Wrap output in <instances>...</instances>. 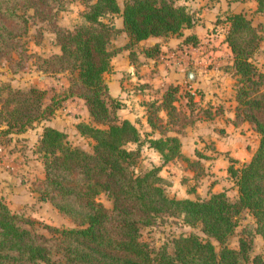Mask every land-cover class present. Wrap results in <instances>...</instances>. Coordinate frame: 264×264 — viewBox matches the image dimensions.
Here are the masks:
<instances>
[{"label":"trees","instance_id":"1","mask_svg":"<svg viewBox=\"0 0 264 264\" xmlns=\"http://www.w3.org/2000/svg\"><path fill=\"white\" fill-rule=\"evenodd\" d=\"M62 1L0 0V64L15 57L23 66L25 59L36 58L23 41L30 29L29 11L43 17V22H56L61 54L43 62L53 72L74 74L64 100L84 101L93 124L81 123L78 129L94 142L93 152L72 146L67 133L45 128L39 146L45 178L38 193L42 202L51 203L75 227L47 225L49 235L36 233L27 227L32 224L30 219L14 213L0 200V264H264L262 257H251L255 237L264 239V74L252 61L262 41L253 22L242 13L229 15L226 41L238 79L234 123L254 128L260 146L250 162L241 168L232 164L228 169L238 188L236 199L226 192L208 199H178L169 196L171 183L161 176L165 165L183 160L192 167H203L200 161L184 156L179 137L169 135L182 120L177 96L180 88L169 86L161 100L147 101L148 123L161 137L144 139L131 121L118 116L122 105L112 99L105 75L112 70L113 58L124 50L130 51L131 61L136 63L140 43L153 37L165 41L181 37L195 27L196 19L175 0H128L123 9L118 0H73L87 4L82 13L86 24L69 30L57 23V14L64 8L54 11L52 7ZM257 3L256 12L264 14V0ZM116 16L123 18V30L113 21ZM122 32L130 38L129 43L112 48L113 39ZM190 42L198 45L197 39ZM144 53L158 58L161 46L146 47ZM45 94L37 88L11 90L0 109V127L7 128L4 133H26L53 116L59 103L45 106ZM162 110L168 114L167 124L160 117ZM131 144L158 152L162 165L137 175L132 168L141 152L128 149ZM102 194L113 201L112 209L99 201ZM245 212L255 221L246 227L250 240L241 239L239 249H232L227 243ZM163 216L182 218L187 225L200 227L205 237L182 236L174 241V253L167 249L154 252L142 241L141 232Z\"/></svg>","mask_w":264,"mask_h":264},{"label":"rangeland","instance_id":"2","mask_svg":"<svg viewBox=\"0 0 264 264\" xmlns=\"http://www.w3.org/2000/svg\"><path fill=\"white\" fill-rule=\"evenodd\" d=\"M118 1L123 9L128 0ZM175 2L188 9L196 19V30H202L204 33L202 36L203 46H205L206 64H204V69L207 71L206 75L214 70L216 80L220 75V71L225 74V76H222V78L225 77L221 81L222 86H218L220 91L215 93V96L218 97L216 101L222 102L218 108L223 111V121L225 122V118L234 112L235 104L237 105L236 88L238 86V79L234 75L232 66L227 71L225 69V65H232L233 63L227 44L222 42V39L228 36L230 30L227 18L236 12L245 14L259 30L262 41L252 61L258 70L264 74V14L256 12L257 0H175ZM86 5L84 2L73 0H63L58 5L53 3L54 11L58 7L64 8V11L57 14L59 26L75 30L85 25L86 22L82 17V13L87 9ZM29 16L30 29L23 41L28 46L29 53L35 55L36 58L25 59L23 66L17 64L19 59L15 57L14 60H3L0 64V109L11 90L29 92L34 88L46 93L45 106L56 101L59 103V108L53 116L37 122L32 129L23 134L13 133L7 135L4 133L7 128L0 127V200L4 201L14 213L30 219L32 224L27 225V227L32 231L49 235L48 230L45 228L47 225L60 229L73 228L75 225L51 203L42 202L38 193L39 183L45 178L43 154L39 152L44 130L47 127H52L65 132L68 134L72 146L83 148L85 151L92 153L94 142L82 136L78 126L81 123L93 124V120L83 101L79 99L64 100L74 74L71 71L53 72L43 62V59H49L54 54H61L60 46L56 42L57 37L54 28L56 22H52V24L43 22V17L36 15L32 10L29 11ZM113 21L121 23V17L116 16ZM115 39L119 40V37ZM176 44H178L177 41L172 42V45ZM111 47L116 48L117 43L112 41ZM178 51V49H175L173 52L176 54ZM168 57V61L174 59L170 55ZM144 66L141 73L153 69H151L149 63H145ZM217 68L219 72L215 70ZM118 72L120 70L112 67L109 73L110 78ZM147 74H150V72H147ZM214 74L213 72L212 74L209 73L210 82L213 81ZM135 79L137 81L136 76ZM134 83L137 82L130 83L128 102L124 104L129 109L135 108L146 99L144 98L146 92H136V84ZM194 83L189 81L179 86L177 96L179 97L180 118L182 120L177 121L175 128H172L175 130L173 132L184 133L185 129L191 132L190 129H193L197 119L203 120L211 117L210 110L206 105V103H210L209 96H212L210 88L207 92L208 87L202 90ZM149 94L151 97L155 96L152 93ZM197 97L201 100H197ZM212 101L214 102V100ZM201 103L206 106H202ZM137 112L140 114V109H137ZM164 115L166 114L164 113ZM140 129L142 135L146 138L149 135L158 133L157 131H153L152 134L146 133L144 125H141ZM241 135L243 139L239 138L241 143L237 142L235 149L237 153L244 151L245 156H239V160L232 158L231 152L219 153L213 148L214 144L207 143L205 152L210 155V158L203 161L205 168L200 165L192 167L184 161H176L165 165L161 175L171 183V186L167 187L169 196L178 199H208L213 194L212 192L225 190L231 199H236L238 188L231 178H227L229 173H226V168L232 164H235L237 168H241L245 163L250 162L260 146V136L254 128H243ZM187 147L189 148L190 144H187ZM128 149H140V157L132 168L137 175L144 174L163 163L162 156L147 149V146L143 148L140 145L131 144ZM246 151L248 152L247 155ZM198 158L196 156L194 159ZM99 201L108 209L113 208V201L107 194H102ZM237 223L236 231L227 243L232 249H239L241 239L250 240L248 234L245 233L246 227L254 224L255 221L249 212H245L237 219ZM141 234L142 241L149 244L152 251L157 252L161 249H167L171 254L174 253V241L176 239L191 234L205 237L200 227H191L184 223L182 218L169 216L161 217L154 226L143 227ZM215 245L219 250V244L215 242ZM255 256L264 259V239L260 236L255 237L253 241L251 257Z\"/></svg>","mask_w":264,"mask_h":264},{"label":"crops","instance_id":"3","mask_svg":"<svg viewBox=\"0 0 264 264\" xmlns=\"http://www.w3.org/2000/svg\"><path fill=\"white\" fill-rule=\"evenodd\" d=\"M116 26L120 30L124 29V20L122 17H121V23L117 22ZM202 34H204L202 30L198 31L196 30V27H194L193 29L185 30L184 34L181 37L173 36L166 41L162 38H157V37L150 38L149 40L140 43V48L138 50V60L136 63L131 61L130 51L124 50L123 52L115 56L112 60V67H115L116 70H120V72L112 75L111 78L109 73H107L106 74L107 76L105 75V80L110 88V94L112 99L119 101L122 105V108L119 109L117 112L120 119L131 121L140 131H141L140 126L144 125L146 133L149 134H152L153 131H157L158 133L152 134L153 136L151 135V138H160L161 137L160 132L158 130H154L148 123V110L146 106L147 101H149L151 98L152 100L154 99L161 100L168 86L174 85L179 87L184 83H188L190 81L188 78L189 73L194 72L196 75V81L195 83L194 82L192 83L198 85L200 89L202 88V90H205V88L208 87L206 91L208 92V89L210 88V92L212 93L211 94L212 96H209L210 103H206L208 110H210L211 117L208 119L205 118L203 120L197 119V122L194 123L195 128L193 127V129H190L192 130L191 132L185 129L183 134H179L178 132L171 131L169 132V135L176 136L181 139L182 153L184 154L185 157H187L192 161L195 160L201 161L202 166L204 167L205 163L203 161L205 159L210 158V155L205 152V146L207 143L214 144L213 148H215V151L219 153L231 152L232 154L231 157L235 158L236 160L237 159L239 160V156L244 157L245 152L240 151L239 153H237L235 146L237 142L241 143L239 138L243 139L241 135L242 129L245 127L251 128V126L247 123L242 124L240 126L235 125L234 122L236 119V108H237L236 104H235L236 107L234 109V112L231 115H229V117H227L228 119L225 118L226 120L225 122L223 121L224 118L223 111L218 108L222 102L216 101L218 100V97L215 96V93L220 91L218 86H222L223 83L221 81L225 79V77L222 78V76H225V74L220 71L219 77L215 80V74L213 70L212 72L214 74V79L212 82H210L208 75L209 73L212 74V72H209L206 75L207 71L206 69H204V64H206V56L204 54L205 46H203ZM117 37H119V40L113 39V43H117V48L125 47L130 41V38L125 32H122ZM193 39H197L198 45L194 46L191 44L190 41ZM174 41H177L178 44L172 45V42ZM222 42L227 44L229 53L232 56V59L234 60L232 51L226 41V37L222 39ZM156 45L161 46L160 56L158 58H150L146 56V54L144 53V49L146 47H154ZM175 49L179 50L178 53L176 54L173 52L175 51ZM169 55L174 59L168 61ZM214 58L216 59L217 56ZM145 63H149L151 65L150 66L151 69L152 68L153 69L150 71L147 70L146 73L144 71L143 73H141V70L143 69V67H145L144 66ZM232 65H225L226 71ZM215 70L219 72L218 68ZM147 72H150V74H147ZM135 76L137 77V81L135 79ZM131 82H137L134 83L136 84L135 85L136 92H144V93L146 92L144 94L146 96L144 98L146 99L145 100L143 99L144 100L143 103H139L137 106H135L136 109L135 108L129 109L126 105H124L125 103L128 102L127 98H128L129 90L131 88L130 85ZM149 93H152L155 96L151 97ZM197 100H201V99L197 97ZM212 100H214V102ZM201 104L202 106H206L203 103ZM137 109H140V114H138ZM164 113L166 115H164ZM160 117L162 118L165 124L168 123L169 118L165 110H162L160 112ZM143 136L144 135H142V137ZM143 138L146 139L145 136ZM187 144H190L189 148L187 147ZM147 149L156 152L155 150L148 148V146ZM247 154L248 152L246 151V155ZM196 156H198L199 158L194 159L196 158ZM176 161H183V160H175L172 162H176ZM229 167H230L229 165L227 166V168L225 166L226 173H228ZM228 177L229 175L227 176V178ZM221 192H225V190H221L219 192L215 191L212 193L216 194ZM185 199H191V198H185ZM191 200H195V199H191Z\"/></svg>","mask_w":264,"mask_h":264},{"label":"water","instance_id":"4","mask_svg":"<svg viewBox=\"0 0 264 264\" xmlns=\"http://www.w3.org/2000/svg\"><path fill=\"white\" fill-rule=\"evenodd\" d=\"M188 78H189V80L191 82H195L196 81V75H195V73L194 72H190Z\"/></svg>","mask_w":264,"mask_h":264}]
</instances>
